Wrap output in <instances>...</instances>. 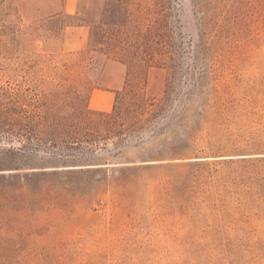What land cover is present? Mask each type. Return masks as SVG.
<instances>
[{"label": "rangeland", "instance_id": "1", "mask_svg": "<svg viewBox=\"0 0 264 264\" xmlns=\"http://www.w3.org/2000/svg\"><path fill=\"white\" fill-rule=\"evenodd\" d=\"M166 1L181 50L174 70L149 72L147 89L161 98L171 85L176 109L191 101L187 131L170 127V112L152 128L164 130L159 145L176 144L183 154L159 153L143 136L144 149L132 147L135 139L119 149L110 141L62 164L0 135V174L15 175L8 182L17 188L0 233V264H264V0H239L225 48L203 65L192 60L197 9L191 0ZM79 2L0 6V93L28 88L5 68L85 49L87 26L55 28L70 22L65 14L75 15ZM100 7L96 0V14ZM125 75L124 65L103 57L89 107L111 111ZM131 174V184L117 186Z\"/></svg>", "mask_w": 264, "mask_h": 264}, {"label": "trees", "instance_id": "2", "mask_svg": "<svg viewBox=\"0 0 264 264\" xmlns=\"http://www.w3.org/2000/svg\"><path fill=\"white\" fill-rule=\"evenodd\" d=\"M13 1L0 0L2 11L10 12ZM100 1L96 14V0H80L75 15L65 14L70 22L55 26L56 32L66 27L87 26L89 37L85 49L60 60L54 55H33L16 68L4 69L10 81L18 85L23 80L28 88L1 90L0 135L15 138L21 152L51 154L52 159L62 164L80 162L71 153L93 156L110 141H117L119 149L135 139L137 143L132 147L144 149L143 136L148 137L151 148L159 153L182 155V147L176 144L159 145L164 130L152 128L170 112V127L187 131L191 125L188 119L191 101L176 109L171 85L161 98L150 95L147 89L149 72L174 70L181 50L173 39L169 3L166 0ZM191 1L199 14L198 41L192 43V60L203 65L215 53L223 51L224 38L243 5L239 0ZM103 57L126 67L123 85L114 91L111 111L94 110L88 105L95 88L93 75ZM13 178L16 176L0 174V233L5 228L6 210L17 191L8 182ZM133 180L134 175H126L117 181V186L131 184Z\"/></svg>", "mask_w": 264, "mask_h": 264}]
</instances>
